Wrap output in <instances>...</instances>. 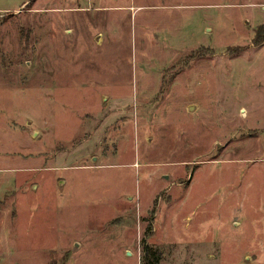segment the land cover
<instances>
[{
    "label": "rangeland",
    "instance_id": "rangeland-1",
    "mask_svg": "<svg viewBox=\"0 0 264 264\" xmlns=\"http://www.w3.org/2000/svg\"><path fill=\"white\" fill-rule=\"evenodd\" d=\"M262 24L264 0H0V264H264Z\"/></svg>",
    "mask_w": 264,
    "mask_h": 264
},
{
    "label": "trees",
    "instance_id": "trees-1",
    "mask_svg": "<svg viewBox=\"0 0 264 264\" xmlns=\"http://www.w3.org/2000/svg\"><path fill=\"white\" fill-rule=\"evenodd\" d=\"M263 27L264 24L260 25L256 31L255 42L257 44L261 43V41L264 40V30L261 31ZM160 256L161 252L158 248H153L151 246H148L147 244L144 245L142 255L143 264H158L160 261Z\"/></svg>",
    "mask_w": 264,
    "mask_h": 264
},
{
    "label": "crops",
    "instance_id": "crops-1",
    "mask_svg": "<svg viewBox=\"0 0 264 264\" xmlns=\"http://www.w3.org/2000/svg\"><path fill=\"white\" fill-rule=\"evenodd\" d=\"M25 2H27V1H25Z\"/></svg>",
    "mask_w": 264,
    "mask_h": 264
}]
</instances>
